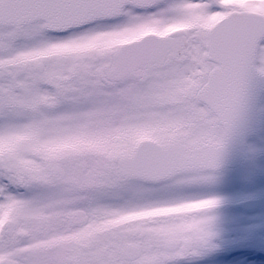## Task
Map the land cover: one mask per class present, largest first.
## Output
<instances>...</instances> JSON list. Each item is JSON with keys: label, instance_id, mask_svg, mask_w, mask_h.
<instances>
[{"label": "snow or ice", "instance_id": "obj_1", "mask_svg": "<svg viewBox=\"0 0 264 264\" xmlns=\"http://www.w3.org/2000/svg\"><path fill=\"white\" fill-rule=\"evenodd\" d=\"M253 259L264 0H0V264Z\"/></svg>", "mask_w": 264, "mask_h": 264}, {"label": "rangeland", "instance_id": "obj_2", "mask_svg": "<svg viewBox=\"0 0 264 264\" xmlns=\"http://www.w3.org/2000/svg\"><path fill=\"white\" fill-rule=\"evenodd\" d=\"M238 187V185H235V184H233V185H231V186H228L225 190L226 191H233V190H235L236 188ZM234 212V209H232V208H230V209H228V215L229 216H232V213ZM235 214H237V213H235ZM252 250L254 249V248H251ZM257 249H259V248H257ZM258 264V263H257Z\"/></svg>", "mask_w": 264, "mask_h": 264}]
</instances>
